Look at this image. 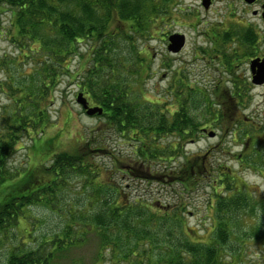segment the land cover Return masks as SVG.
I'll return each instance as SVG.
<instances>
[{
	"label": "trees",
	"instance_id": "1",
	"mask_svg": "<svg viewBox=\"0 0 264 264\" xmlns=\"http://www.w3.org/2000/svg\"><path fill=\"white\" fill-rule=\"evenodd\" d=\"M170 1L0 0V5H7L11 11L8 26L0 16V39L6 37L16 51V54L0 55L3 72L0 90L9 102L2 105L0 116V197L6 198L0 200V249L7 234L21 225L22 218H28V206L43 202L50 207L60 184L72 175L93 178L99 174L100 169L86 159L85 152L81 156L62 151L51 159L50 165L35 163L24 171L10 166V158L20 141L28 136L32 140L39 139L38 136L50 126L54 95L65 76L76 79L83 90L80 92L104 109L102 115L108 125L133 144L131 155L136 165L142 162L139 167L143 171V165L146 166L145 173L138 176L143 179L154 176L151 174L153 160L161 155L175 156L177 152H183L180 141L200 137L202 124L216 123L221 128H230L232 119L224 121L226 113L218 108V98L193 89L181 75L175 79L176 85L179 84L174 89L178 104L175 111L146 97L130 79L134 72V80L140 84L145 68L142 61L146 60V55L134 47V36H145L160 28L168 17H165L167 11L159 8V3ZM4 11L0 10V13ZM114 22L120 24L112 27ZM84 39L93 41L90 58H85L80 73L73 75V59L81 55L80 42ZM243 39L245 56H249L252 50L254 53L257 35L253 30L247 31ZM215 41V45L220 46L219 40ZM111 52L119 55V58L113 55L116 61ZM136 60L138 66H131ZM224 63L227 69L232 68L229 57ZM157 96L153 95L154 98ZM173 135L177 142L161 144L163 138ZM244 137L245 146H251L252 150L239 158L242 166L252 163L258 170L264 169V150L258 149L260 141L256 143L249 133H243ZM36 144L45 146V142L38 140ZM88 145L92 157L96 152L107 150L96 147L98 145L94 147L89 141ZM37 154L48 157V149H41ZM253 157L255 159L251 161ZM131 166L129 164L127 170L136 176ZM229 170L230 167L219 164L220 177L213 180L215 187L221 186L224 190H214L218 218L214 216L210 241L189 239L184 218L177 210L172 214L161 209L147 212L138 208L139 202L127 204L124 196L122 198L127 188L124 185L116 186L117 189L110 186L108 198L99 203L98 209L93 214L83 215L84 219H89V223L83 225L89 224L97 231L103 250L114 253L113 264L121 260L133 264H227L222 252L229 242L230 217L234 214L253 217L257 213L254 209L258 207L248 204L251 197L243 187L248 188V183L242 180L239 172ZM166 171H158L155 177L183 180L188 182L185 187H190L197 172L204 177L208 176L206 172L210 173L202 157L187 158L178 171ZM102 192L104 194L103 189ZM117 192L114 200L112 197ZM128 195H125L127 199ZM140 206L149 208L147 204ZM70 217L72 219L61 230L52 233L37 248L13 247L4 264H51L58 252L82 242L84 226H79V217ZM103 256L101 253L100 259H104Z\"/></svg>",
	"mask_w": 264,
	"mask_h": 264
},
{
	"label": "rangeland",
	"instance_id": "2",
	"mask_svg": "<svg viewBox=\"0 0 264 264\" xmlns=\"http://www.w3.org/2000/svg\"><path fill=\"white\" fill-rule=\"evenodd\" d=\"M232 3L234 7L229 8ZM159 6L160 9L167 11L168 16L165 17L168 18L160 28L153 29L150 34L134 36V47L146 55V60L142 61L145 68L140 84L134 80L136 77L134 72L130 79L136 85V89L141 90L146 97L160 101L167 110L175 111L178 109V104L174 89L179 87L175 79L181 75L193 89L210 93L213 98H218L217 102L220 103L218 108L226 113L224 121L232 119L229 122L230 128H221L216 123L202 124V127L208 131L214 130L215 136H209L208 132H200V137L180 141L183 152L179 151L169 158L161 155L157 160H153L151 174L154 176L143 179L138 176L145 173L146 166L143 165V171L139 167L142 162L136 165L131 155L133 144L127 137L119 135L115 128L110 127L102 114L88 115L77 102V95L83 91L82 87L73 77L65 76L54 95L50 126L44 134L38 136L41 137L39 139L32 140L29 136L23 138L10 158V166L24 171L35 163L50 165L53 162L51 159L62 151L81 156L85 152L86 159L95 163V168L100 169L99 174L93 178L72 175L60 184V190L53 197L50 207L43 202L28 206L26 210L28 218H22L21 225L7 234L5 243L0 249V264L6 262L13 247L30 249L43 244L52 233L61 230L73 215L80 218L79 226H84V239L77 245L58 252L51 264H113L114 253L103 250L97 231L89 224L83 225L89 223V219H84L83 215L93 214L98 209L99 203L108 198L107 191L113 185L115 188L126 186L122 198L124 196L123 199L127 204L141 203L138 204V208L147 212H157L161 209L162 212L168 211L172 214L177 210L184 218L185 232L189 239L210 241L215 224L214 216H217L214 208L216 203L214 190L218 192L224 190V187H215L213 183L214 179L220 177L217 171L219 164L230 167L229 171L232 173L239 172L242 180L249 185L248 188L243 185L246 187V193L251 197L248 204L258 206L254 209L257 213L253 217L246 218L245 215L242 217L238 214L230 217L229 242L222 252V257L227 264H264V169L258 170L252 163V165L244 163L242 166V161L239 159L244 154L247 156L252 150L251 146H245L247 141L245 137L243 138V133L253 135L256 143L260 141L258 149L264 150V83L252 85L249 65L245 62L239 69V74L243 75V80L238 83L240 95L238 92L235 95L229 92L227 88L231 85L226 80L229 79L230 74L223 71L221 65L223 60H219L215 55L217 45L210 42V35L207 33L213 25L239 26L238 22L242 20L238 17L243 14L241 10L243 3L241 0H215L208 10L202 4V0H171L163 4L159 3ZM0 10H5L0 16L3 23L8 26L11 11L7 5L6 7L0 5ZM232 10H236L235 14H231ZM243 15V22L246 25H251L257 34L264 35V21L261 15L254 16L251 9H247ZM117 24L120 23H112V27ZM167 31L185 34L186 44L180 52L174 53L168 50ZM228 31L232 29L228 28ZM224 36L226 37V34ZM92 43V39H84L80 43L81 55L73 59L71 70L73 75L80 73L85 60L90 58ZM219 44L218 48L222 50L220 56L223 58L224 48L226 50L230 48L227 41L224 43L220 39ZM255 46L254 55L264 50L261 40ZM3 53L16 54L14 46L6 37L0 39V55ZM111 55L119 58L117 52H111ZM113 60L116 61L114 56ZM130 65L137 67V60ZM2 76L3 72L0 70V79ZM81 79L80 77L79 81ZM217 85H220V89L216 88ZM134 93L141 92L134 91ZM84 95L91 106L98 105L88 95ZM153 95L158 96L154 98ZM6 103H9L7 96L0 90V116L2 105ZM37 140L45 142V146L35 145ZM88 141L94 147L98 145L96 147H105L107 150L96 152L92 157V154L88 153ZM172 141H178L175 135L163 138L160 142L164 145ZM41 149H48V157L37 154ZM193 157L204 158L210 173L206 172L208 176L204 177L201 172H197L190 187H185V183L188 182L183 180L155 177L162 169H167L166 172L178 171L187 158ZM254 159L255 157L251 161ZM129 164L132 165V169L134 167L133 172L136 176L128 172ZM231 183L235 186V181ZM118 193L113 195L114 200ZM126 194H129L128 199ZM5 199L0 197L2 201ZM146 204L149 208L140 206ZM258 227H260L259 231ZM46 244L48 249V243ZM101 253L105 256L104 259H100ZM116 264L133 263L121 260Z\"/></svg>",
	"mask_w": 264,
	"mask_h": 264
},
{
	"label": "flooded vegetation",
	"instance_id": "3",
	"mask_svg": "<svg viewBox=\"0 0 264 264\" xmlns=\"http://www.w3.org/2000/svg\"><path fill=\"white\" fill-rule=\"evenodd\" d=\"M243 3V6H241V10L244 14V12L247 9H251V12L254 16L257 15H261L262 17V13L264 12V0H256L253 3H248L246 0H241ZM215 0H210V4L209 7L205 9L208 10L210 9L213 4H214ZM202 4L204 5V0H202ZM234 5L233 3L229 6V8H233ZM236 10H232L231 14H235ZM241 15L238 17L239 20H242V22H238L239 26L237 25L236 27H225V25L222 26H212L209 28L208 30V34L210 35V42H214L216 44L215 40H223V42L227 41L228 47L230 48L229 50H226L224 48L223 51V58L220 56V53H222V50L219 49L218 47H216V57L219 60H223L221 62L222 65V69L225 73L230 74V77H228L229 79L226 80V82H230L231 87L227 88V90L229 92H232V94L235 95L236 92H238V94L240 95V85L238 84L239 81L243 80V75L239 74V69L242 68V66H244V63L246 62L247 65H249V69L251 72L250 75V79H251V83L252 85H259L253 82L252 78H253V72L251 70V61L254 58L260 57L263 58L264 57V50L258 52L257 54L254 55V53L252 52L251 55L249 56H245V42L243 39V34L246 33L247 31H255V34L257 35V42L255 45H257V43L261 40L263 41V45H264V35L262 36L260 33L257 34L256 30H254V28L251 25H246L245 22H243L244 20V15ZM263 19V17H262ZM264 21V20H263ZM228 28L232 29V31H228ZM219 30H221L220 32H218ZM174 32L177 31H167L166 32V36L168 38V36ZM229 33V34H227ZM230 33H232L230 35ZM226 34V37L224 36ZM221 35V36H220ZM224 42V43H225ZM254 48L256 46H253ZM256 49V48H255ZM255 51V50H254ZM228 57L230 58L231 61V65L232 68L231 69H227L226 64L224 63L225 61H227ZM231 70V72H229ZM251 85V84H250ZM216 88L220 89V85H217ZM242 158V157H241Z\"/></svg>",
	"mask_w": 264,
	"mask_h": 264
},
{
	"label": "water",
	"instance_id": "4",
	"mask_svg": "<svg viewBox=\"0 0 264 264\" xmlns=\"http://www.w3.org/2000/svg\"><path fill=\"white\" fill-rule=\"evenodd\" d=\"M248 3H253L256 0H246ZM210 0H204V6L206 8L209 7ZM264 8V5H263ZM263 19H264V12L262 13ZM186 36L183 33H174L170 35L169 37V45L168 50L174 53H178L182 50V48L186 44ZM251 70L253 72V82L256 84H262L264 83V58H254L251 61ZM77 102L83 106L86 113L90 116L96 115V114H103L104 109L101 106H90L88 99L84 96L83 92H80L77 96ZM205 132H208L209 136H215L216 132L214 130L208 131L205 129Z\"/></svg>",
	"mask_w": 264,
	"mask_h": 264
},
{
	"label": "bare ground",
	"instance_id": "5",
	"mask_svg": "<svg viewBox=\"0 0 264 264\" xmlns=\"http://www.w3.org/2000/svg\"><path fill=\"white\" fill-rule=\"evenodd\" d=\"M82 41H83V40H82ZM82 41H81V42H82ZM81 42H80V43H81Z\"/></svg>",
	"mask_w": 264,
	"mask_h": 264
}]
</instances>
